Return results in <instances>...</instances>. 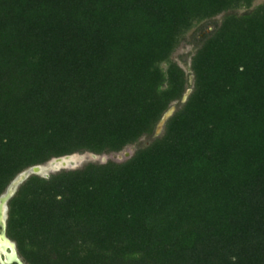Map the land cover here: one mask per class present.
I'll use <instances>...</instances> for the list:
<instances>
[{"label":"trees","instance_id":"16d2710c","mask_svg":"<svg viewBox=\"0 0 264 264\" xmlns=\"http://www.w3.org/2000/svg\"><path fill=\"white\" fill-rule=\"evenodd\" d=\"M253 2L0 0V194L30 166L136 145L18 186L6 235L24 264H264ZM202 22L189 74L172 54Z\"/></svg>","mask_w":264,"mask_h":264},{"label":"water","instance_id":"95a60500","mask_svg":"<svg viewBox=\"0 0 264 264\" xmlns=\"http://www.w3.org/2000/svg\"><path fill=\"white\" fill-rule=\"evenodd\" d=\"M192 75L189 77V82L191 83ZM191 92V88H187L185 93L182 95L181 102L184 103ZM176 110L175 105H171L158 120L154 132L153 137H157L161 134L163 127L166 121L172 116L174 111ZM69 154L60 157L53 158L46 162L45 164H37L30 166L29 168L19 172L7 185L5 190L0 194V254L3 253L6 257V260H1V264H6L11 261H15L17 264H24L23 260L18 254L16 244L13 240H11L6 235V220H7V212H8V201L15 194L18 186L24 182L30 175H40L42 177L47 178L50 173L57 172L61 169H74L77 165V160L83 158L85 155L82 154ZM88 156L92 159L96 160L100 155L86 152ZM77 156L78 159L71 160V156ZM128 156V153H125ZM118 157H121L118 155ZM129 157V156H128ZM127 157V158H128ZM102 162H105V158L102 156Z\"/></svg>","mask_w":264,"mask_h":264},{"label":"rangeland","instance_id":"374dc122","mask_svg":"<svg viewBox=\"0 0 264 264\" xmlns=\"http://www.w3.org/2000/svg\"><path fill=\"white\" fill-rule=\"evenodd\" d=\"M263 1L264 0H254L253 4L256 5ZM220 18H221V15H218L214 17L213 19L219 20ZM205 28L207 30H210L212 28V25L208 22L206 23L202 22L200 24H195V26L185 35L184 40L180 43V45L177 47V49L172 54V59L176 61L189 74H190V70H189L190 55L193 52L194 47H195L194 38L192 37V34L193 33L199 34ZM140 142L146 143L147 140L145 137H142L140 139ZM135 147L136 145H131L117 153L102 154L96 160L92 159L90 156L84 153L85 156L83 158L78 159L77 157L78 160H77L76 168L81 167L83 164L89 161L102 162V159H101L102 156L105 158V161L109 159L114 160V161H123L133 153ZM125 153H128V156H126ZM118 155L121 157H118Z\"/></svg>","mask_w":264,"mask_h":264},{"label":"flooded vegetation","instance_id":"af4514ba","mask_svg":"<svg viewBox=\"0 0 264 264\" xmlns=\"http://www.w3.org/2000/svg\"><path fill=\"white\" fill-rule=\"evenodd\" d=\"M1 260L5 261L6 260V257L3 253L0 254V264H1ZM6 264H17L15 261H11V262H8Z\"/></svg>","mask_w":264,"mask_h":264},{"label":"bare ground","instance_id":"6f19581e","mask_svg":"<svg viewBox=\"0 0 264 264\" xmlns=\"http://www.w3.org/2000/svg\"><path fill=\"white\" fill-rule=\"evenodd\" d=\"M70 159H71V160H75V161H76V159H77V156H76V155H75V156H71V157H70Z\"/></svg>","mask_w":264,"mask_h":264}]
</instances>
